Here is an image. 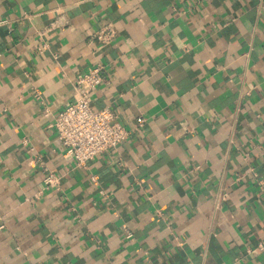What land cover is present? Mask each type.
Here are the masks:
<instances>
[{
  "label": "crops",
  "instance_id": "0c3cea01",
  "mask_svg": "<svg viewBox=\"0 0 264 264\" xmlns=\"http://www.w3.org/2000/svg\"><path fill=\"white\" fill-rule=\"evenodd\" d=\"M97 64L130 134L78 166ZM0 264H264V0H0Z\"/></svg>",
  "mask_w": 264,
  "mask_h": 264
},
{
  "label": "built area",
  "instance_id": "2783aa9c",
  "mask_svg": "<svg viewBox=\"0 0 264 264\" xmlns=\"http://www.w3.org/2000/svg\"><path fill=\"white\" fill-rule=\"evenodd\" d=\"M115 33L113 26L108 23L96 36L103 42H109ZM105 80L103 64H97L80 74L75 81L77 96L56 113L52 123L66 153L74 158L78 166H85L99 154L116 149L130 134L113 110L109 107L97 108L92 104V90ZM35 95L41 99L39 91ZM143 121V118L139 119V122ZM92 179L97 181V176ZM45 181L50 186L58 183V177L49 173ZM128 236L131 234L128 233Z\"/></svg>",
  "mask_w": 264,
  "mask_h": 264
}]
</instances>
